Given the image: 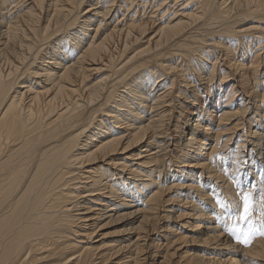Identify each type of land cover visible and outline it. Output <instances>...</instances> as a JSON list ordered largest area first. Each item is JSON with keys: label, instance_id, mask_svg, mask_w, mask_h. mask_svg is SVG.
<instances>
[{"label": "bare ground", "instance_id": "bare-ground-1", "mask_svg": "<svg viewBox=\"0 0 264 264\" xmlns=\"http://www.w3.org/2000/svg\"><path fill=\"white\" fill-rule=\"evenodd\" d=\"M257 115L264 0H0V264H264Z\"/></svg>", "mask_w": 264, "mask_h": 264}, {"label": "snow or ice", "instance_id": "snow-or-ice-1", "mask_svg": "<svg viewBox=\"0 0 264 264\" xmlns=\"http://www.w3.org/2000/svg\"><path fill=\"white\" fill-rule=\"evenodd\" d=\"M250 194L244 193L243 195V212L240 216V219L246 220L250 213ZM229 233L240 243H243L245 245L248 244L250 239V233H241L239 229L232 228L229 229ZM261 235H264V232H261Z\"/></svg>", "mask_w": 264, "mask_h": 264}, {"label": "rangeland", "instance_id": "rangeland-1", "mask_svg": "<svg viewBox=\"0 0 264 264\" xmlns=\"http://www.w3.org/2000/svg\"><path fill=\"white\" fill-rule=\"evenodd\" d=\"M91 76H93V74H91L89 77H91ZM88 77V78H89ZM217 80H214V82L213 83H217L218 81H220V78H216ZM230 80V78H228V79H226L225 80V82H226V84H229L228 83V81ZM262 91V90H261ZM258 100V99H257ZM263 103V102H262ZM261 114H262V112H261ZM256 118L258 119V120H256ZM255 120H256V122H260V120H264V118H260L259 117V115H257V116H255ZM234 122H232V124H233ZM229 126H231V124L230 125H228L227 127L229 128ZM236 142H237V136H236V138H234L230 143H229V147H231V148H234L235 147V144H236ZM177 150V149H176ZM125 226H128V223L127 222H125V223H118V224H114V225H112V226H110L108 229H106L105 231H103L104 233H108L109 235H107V237H103V239H105V238H115L116 236H118V231L120 230V229H122L123 227H125ZM99 233H101V232H99ZM97 238H99V237H95L93 240H95V239H97ZM226 250H231V249H226Z\"/></svg>", "mask_w": 264, "mask_h": 264}]
</instances>
